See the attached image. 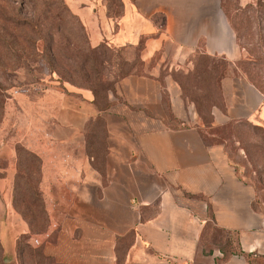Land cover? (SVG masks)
<instances>
[{"label": "crops", "instance_id": "1", "mask_svg": "<svg viewBox=\"0 0 264 264\" xmlns=\"http://www.w3.org/2000/svg\"><path fill=\"white\" fill-rule=\"evenodd\" d=\"M121 1L115 19L104 0L68 5L92 47L137 49L140 69L116 81L103 105L91 89L68 84L10 99L2 124L13 134L0 126L3 196L24 146L40 160L48 218L36 241L58 264H264V207L225 140L206 131L264 117V95L238 65L244 55L223 0ZM198 55L226 61L222 105L211 106L209 123L174 76ZM0 209L11 261L14 207L6 200Z\"/></svg>", "mask_w": 264, "mask_h": 264}, {"label": "rangeland", "instance_id": "2", "mask_svg": "<svg viewBox=\"0 0 264 264\" xmlns=\"http://www.w3.org/2000/svg\"><path fill=\"white\" fill-rule=\"evenodd\" d=\"M104 2L107 16L108 10L111 15L120 12L119 0ZM109 5L111 8H107ZM223 7L243 51L239 66L264 95V0H223ZM81 25L68 0H0V83L7 96L0 126L9 134H13V127L2 124V119L6 103L12 98L38 91L46 84L59 91L68 84L93 89L97 93L96 103L103 105L104 94L120 77L140 69L136 49L115 51L106 45L93 48ZM199 58L195 57L197 65L188 72L176 74L195 99L200 117L208 123L210 105H222L218 77L225 66L219 57L206 63H198ZM206 131L213 134L211 137L225 139L232 161L254 188L256 205L264 207V117L254 123L230 121L223 128ZM5 165L0 158V174ZM25 167L29 171L27 178H19L13 187H4L9 190L7 198L0 181V201L8 200L14 207L12 229L17 253L16 259H6L0 240V264H58L54 257L46 255L44 243L36 241L37 235L46 231V214L36 190L37 162L28 159Z\"/></svg>", "mask_w": 264, "mask_h": 264}, {"label": "trees", "instance_id": "3", "mask_svg": "<svg viewBox=\"0 0 264 264\" xmlns=\"http://www.w3.org/2000/svg\"><path fill=\"white\" fill-rule=\"evenodd\" d=\"M111 1V0H110ZM119 7H120V12L116 15H111V12H110V10H108V17H110V18H112V19H115V18H117L120 14H121V11H122V1L121 0H119ZM107 8H111V5H109ZM77 16V15H76ZM79 18V17H78ZM80 19V18H79ZM82 22V21H81ZM82 25H83V23H82ZM81 25V26H82ZM84 27V25L82 26V28ZM84 29H85V27H84ZM101 45H106V44H104V43H101L100 45H98V46H101ZM98 46H96V47H98ZM107 46V45H106ZM107 47H109V46H107ZM93 48H95V47H93ZM109 48H111V47H109ZM112 49H115V51H123V50H128L127 48H112ZM137 50V49H136ZM138 51V50H137ZM139 52V51H138ZM199 57H201V58H204V60H201ZM198 58L200 59V60H198V63H199V61H203V62H211V61H213L214 59H215V57L214 58H210V57H208V56H205V55H198ZM221 61L223 62V64H224V66H225V68H226V61L225 60H223V59H221ZM202 63V62H201ZM239 64H241V61L238 63V65ZM195 65H197V63H196V59H195ZM194 65V66H195ZM132 72V71H131ZM131 72H128V73H131ZM128 73H126V74H128ZM126 74H124V75H126ZM123 75V76H124ZM223 75V73H221L220 75H219V77H218V86H219V80H220V78H221V76ZM122 76V77H123ZM174 76L178 79V81H179V83H180V85H181V87H182V90H183V94H184V96H186V97H188L191 101H194L195 99L192 97V95L187 91V87H186V85H184V83L181 81V79H180V77H178V74H174ZM121 78V77H120ZM119 78V79H120ZM118 79V80H119ZM117 80V81H118ZM62 88H63V85H62ZM113 88V86L111 87V89ZM110 89V90H111ZM258 89V88H257ZM92 90V92L94 93V95L95 96H97V93H96V91H94L93 89H91ZM5 91H6V88L0 83V115H1V113H2V110H3V105H4V103H5V98H7V96L4 94L5 93ZM106 96V94H104V97ZM212 105H214V103H212L211 105H210V108H211V106ZM198 111V110H197ZM210 111V110H209ZM209 123V122H208ZM219 128V127H218ZM221 128H223V127H221ZM209 134H211V133H209ZM208 138H210V136H207ZM211 138H213V139H216V140H223L224 138H221V139H219V138H214V137H211ZM225 140V139H224ZM22 152V153H21ZM16 155H17V172H16V178H15V182H14V186H15V184H16V180H18L19 178L20 179H22V180H24L25 178H27L28 177V168L26 169V167H25V163H26V161H28V159L31 161V162H37V169H36V171H37V176H38V180H37V182H36V185H37V193H38V195H39V197H40V200H41V202H42V204L44 205V203H43V198H42V194H41V191H40V189H39V182H40V160H39V158H38V156H36L32 151H30V150H28L26 147H24V146H17L16 147ZM24 184H25V181H24ZM43 208H44V214H46V210H45V207L43 206ZM47 221H48V218H47V214H46V224H47Z\"/></svg>", "mask_w": 264, "mask_h": 264}]
</instances>
